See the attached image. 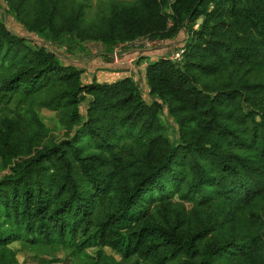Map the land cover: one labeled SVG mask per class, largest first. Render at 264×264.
Returning <instances> with one entry per match:
<instances>
[{"label": "trees", "instance_id": "1", "mask_svg": "<svg viewBox=\"0 0 264 264\" xmlns=\"http://www.w3.org/2000/svg\"><path fill=\"white\" fill-rule=\"evenodd\" d=\"M3 1L21 31L0 17V264H21L14 242L72 264H264V0ZM181 31L142 86L86 83L35 40L110 54Z\"/></svg>", "mask_w": 264, "mask_h": 264}, {"label": "rangeland", "instance_id": "2", "mask_svg": "<svg viewBox=\"0 0 264 264\" xmlns=\"http://www.w3.org/2000/svg\"><path fill=\"white\" fill-rule=\"evenodd\" d=\"M88 1L90 3V8H88L86 11L88 13L87 15L90 16L92 13V10H94L95 4L98 3L99 0H88ZM0 17L3 19L8 29H12L16 32L21 31L20 25L14 20L12 14L8 11V8L3 0L0 1ZM185 38H186L185 32L181 31L174 40H172L170 43L166 42L162 46V48L166 50L171 49L170 51L174 52L177 49L181 48ZM35 40H39L40 42L45 44L47 47H49L51 50L55 51L61 59L63 60L66 59L68 62H81L82 64H84L89 60H97L98 59L97 55L107 56V55L100 54L99 50L101 49V46H99V44H95L92 42L85 43V44L77 43V42L76 43L68 42L66 44H50L49 42H45L40 37H36ZM106 58H108V56ZM100 59L102 58L100 57ZM111 62H113L112 59H111ZM118 65H121V64H118ZM108 73H107V77L98 79V80H105L103 82H112L122 77L121 75H118L117 73H115L116 77L114 76L112 77ZM127 76H131V75L129 74ZM88 78L89 76L84 75L85 81ZM97 78H100V77L97 75ZM97 82L103 83L102 81H97ZM139 83L141 86L144 84L143 81L141 80L139 81ZM142 95L145 100L149 101V97L147 94V88H142ZM38 112L40 116L43 118L46 125L48 126L52 135H54L55 137L61 136V134L63 133V129L58 121L57 113L51 110L44 109V108L38 109ZM169 123H171V121H169ZM173 130L175 129L173 128ZM170 134L173 135V131H171ZM5 172H7V169L2 168L0 165V177ZM10 247L15 250L16 258L18 262L21 264H72L71 258L66 257V254L64 251H56L52 253V252H44L41 250H32V249H28L27 247L19 244L18 242H14L10 244ZM88 252L91 253V250H88ZM107 252L113 254V252L108 249H107ZM113 255L115 259H119L118 255H115V254ZM40 257H43L45 259H50L52 257H55V259H59V261L41 262L39 260Z\"/></svg>", "mask_w": 264, "mask_h": 264}, {"label": "crops", "instance_id": "3", "mask_svg": "<svg viewBox=\"0 0 264 264\" xmlns=\"http://www.w3.org/2000/svg\"><path fill=\"white\" fill-rule=\"evenodd\" d=\"M100 52V51H99ZM100 54H105L104 51H101ZM89 56V55H88ZM97 60H89L86 63L81 65L84 69L83 76H89V78L85 81L89 83L93 79H97L96 81H105V80H98L107 77V73L110 76H115V73L124 77L125 75H131L132 77L143 78V69L145 68L148 61H152L155 57V52L153 51H143V52H134V51H126L122 55V63L121 65H116L111 62V59L106 58L105 56L97 55ZM100 57L102 59H100ZM133 59L132 62L130 60ZM129 71V73H128ZM128 74H127V73ZM97 75L100 78H97ZM121 77V78H122Z\"/></svg>", "mask_w": 264, "mask_h": 264}, {"label": "built area", "instance_id": "4", "mask_svg": "<svg viewBox=\"0 0 264 264\" xmlns=\"http://www.w3.org/2000/svg\"><path fill=\"white\" fill-rule=\"evenodd\" d=\"M166 42L163 40L159 39H149V38H143L139 37L136 38L132 41L128 42H120L117 43L113 49L111 50L109 54V58L112 59L113 64H120L122 63V55L126 51H134V52H143V51H148L153 48L159 47L164 45ZM44 45V44H43ZM171 50V49H170ZM170 50H165L167 51L166 56L169 57L172 60H180L181 59V54L183 52L182 48L177 49L176 51L172 52ZM133 59L130 60L132 62Z\"/></svg>", "mask_w": 264, "mask_h": 264}, {"label": "water", "instance_id": "5", "mask_svg": "<svg viewBox=\"0 0 264 264\" xmlns=\"http://www.w3.org/2000/svg\"><path fill=\"white\" fill-rule=\"evenodd\" d=\"M201 20H198V22H200Z\"/></svg>", "mask_w": 264, "mask_h": 264}]
</instances>
